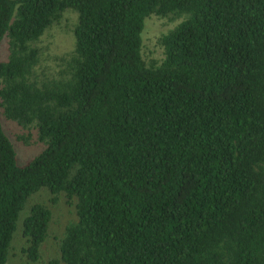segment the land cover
Returning <instances> with one entry per match:
<instances>
[{
  "label": "trees",
  "instance_id": "1",
  "mask_svg": "<svg viewBox=\"0 0 264 264\" xmlns=\"http://www.w3.org/2000/svg\"><path fill=\"white\" fill-rule=\"evenodd\" d=\"M151 16L175 24L146 61ZM2 43L0 264L17 235L41 261L42 189L73 211L47 264H264V0H0Z\"/></svg>",
  "mask_w": 264,
  "mask_h": 264
},
{
  "label": "rangeland",
  "instance_id": "2",
  "mask_svg": "<svg viewBox=\"0 0 264 264\" xmlns=\"http://www.w3.org/2000/svg\"><path fill=\"white\" fill-rule=\"evenodd\" d=\"M74 16L73 13H65V17L68 19L71 18L72 20ZM174 24V22H168L157 16L147 18L142 34V54L146 61L159 60L162 57V47L158 42V37ZM73 41V35L65 26V20H63L61 24L53 25L50 29L46 30L39 42L45 48V53L49 55L48 58H51L56 54L71 49L73 47ZM4 57L5 46L2 43L0 45V59ZM50 62L51 60H49V63ZM3 127L13 143L18 164L25 163L29 158L40 151L41 145L34 138L30 140V144H24L22 141L18 140L17 137L25 133L24 130L20 131L17 126L7 121L3 123ZM51 197L52 195L47 189H42L29 197L24 207V212H27L33 204L45 203L52 211L49 235L45 243L41 246V261L36 264H47L50 259H54L58 256L57 238L63 231L67 222L73 219L72 207L64 204L62 200L56 204H52L50 202ZM23 245L24 242L22 238L17 235L11 249L9 264H25L24 254L21 251Z\"/></svg>",
  "mask_w": 264,
  "mask_h": 264
}]
</instances>
